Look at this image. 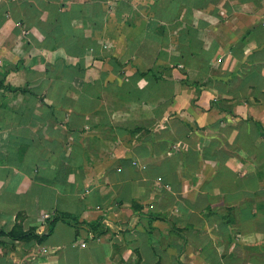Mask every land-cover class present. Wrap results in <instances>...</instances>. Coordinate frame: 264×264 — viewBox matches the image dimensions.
I'll use <instances>...</instances> for the list:
<instances>
[{
	"label": "crops",
	"instance_id": "obj_1",
	"mask_svg": "<svg viewBox=\"0 0 264 264\" xmlns=\"http://www.w3.org/2000/svg\"><path fill=\"white\" fill-rule=\"evenodd\" d=\"M101 1L0 0V232L47 235L0 234V264H264V0L210 2L167 41L143 0ZM91 38L107 49L71 59ZM58 213L82 225L49 233Z\"/></svg>",
	"mask_w": 264,
	"mask_h": 264
},
{
	"label": "trees",
	"instance_id": "obj_2",
	"mask_svg": "<svg viewBox=\"0 0 264 264\" xmlns=\"http://www.w3.org/2000/svg\"><path fill=\"white\" fill-rule=\"evenodd\" d=\"M216 1L217 0H193V1L188 2L187 4H181V3L176 2L175 0H167L166 3L162 4L161 0H156L155 3L153 4L154 6H153V11L151 15L159 19L161 22V24L157 28V35L160 37H167L169 35V31L178 30L184 23L190 24L189 15L192 13L193 10L204 9L208 6L210 2H216ZM240 1H243V2L253 1V2L258 3L260 0H240ZM95 22H97L96 28L101 27L100 22H98L97 20H95ZM67 24H69V27H70V23H67ZM188 31H189V35L192 40V36L196 32L193 30V27L191 26H189ZM150 43L158 44L161 48L163 46V41L159 37H152V39H150ZM79 47H85V44H80ZM146 48L147 47H145L144 49L146 50ZM179 51H180V54H179V57H177V59L175 60L176 63L181 62V63L186 64V62H188L191 56L194 54V53H190L184 47H181ZM76 52L77 53H72L73 56L81 55L80 51H76ZM162 57L163 56L159 52V54L157 55L155 59V66L149 68L144 73H139L140 77L149 78V76H151L155 79L161 77V75L159 76L158 74H162V73L159 71V67L156 66V63ZM12 90H15V89H12ZM59 222H62V223H65L71 226H75V227L78 225H82L79 217L75 215H71V214L58 213L48 218L45 221V224L49 226V233L53 231L55 225ZM86 225H89L91 230L94 232L97 231V229L99 228V226H96V223L86 224ZM38 231L39 229H36V228H32L29 231H24L20 226H16L12 232L8 234H5L4 232H0V234L7 235L13 240L36 241L37 243L41 244L44 242V240L47 239V235L40 234Z\"/></svg>",
	"mask_w": 264,
	"mask_h": 264
},
{
	"label": "rangeland",
	"instance_id": "obj_3",
	"mask_svg": "<svg viewBox=\"0 0 264 264\" xmlns=\"http://www.w3.org/2000/svg\"><path fill=\"white\" fill-rule=\"evenodd\" d=\"M92 1H95V2H98V1H100V2H102L101 0H91V2ZM156 1V0H155ZM155 1L153 2L152 0H150V1H148V0H143V2L142 3H146V5L144 4V5H142V3L141 4H139L138 6H139V10H143V12L144 13H146V14H149V15H151V13H152V11H153V4L155 3ZM162 1V4H164V3H166L167 2V0H161ZM93 10H94V8H92L91 6H86L85 7V9L83 10V14H85L86 15V17L87 18H90L91 19V21H93V17L91 16V15H93ZM102 14H106L105 13V10H103V12H102ZM151 17H153L154 18V16H152L151 15ZM98 18V17H97ZM97 21H99V20H101V27H103V26H105L106 25V20H107V17L105 16V15H103V16H100V18L99 19H96ZM138 20H140V17H137V16H134L132 19H129L128 21H127V23L129 24V26H134V27H136V28H139L138 27V24H137V21ZM90 20L89 21H87L86 23H85V26H91L92 28H93V24H96L97 22H95V20H94V22H91ZM157 23H159L158 21H156V24ZM153 24V23H152ZM154 29V31H153V33L155 32V29H157L158 27L157 26H154L153 27ZM157 34V33H156ZM167 39H166V41L168 40V37H166ZM136 39V38H135ZM106 40H103V42H95V40H93L92 38L91 39H85V43H82V42H80V41H78L77 39H75V40H72L70 43H71V50L74 52V51H82L81 49H82V47H79V45L80 44H85V47H83V48H93V46H94V44L95 45H101V47H102V49L103 50H106L107 49V45L108 44H106V42H105ZM76 42H78L77 44H76ZM156 46H157V44H149L148 46H147V48H149L151 51H152V54H153V51H154V49L156 48ZM80 49V50H79ZM82 53V52H81ZM91 54L93 53V52H90ZM79 56H81V55H79ZM82 56H83V54H82ZM135 56L136 55H134V57L132 58V56L131 57H127V58H125L124 60H122V64H129L130 62H132L133 61V59L135 58ZM71 59L73 58V54L71 53ZM105 57H108V56H105ZM92 61V60H91ZM127 61V62H126ZM102 62H105V59L104 58H102ZM90 62H88L87 64H89ZM91 64H93V62L91 63ZM118 64H120V60L118 61ZM92 66V65H91ZM46 221V220H45ZM46 225V224H45ZM49 228V227H48ZM40 234H43L42 232H40V231H38Z\"/></svg>",
	"mask_w": 264,
	"mask_h": 264
}]
</instances>
